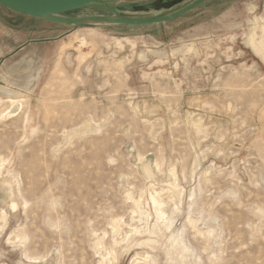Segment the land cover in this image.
<instances>
[{
	"label": "rangeland",
	"instance_id": "1",
	"mask_svg": "<svg viewBox=\"0 0 264 264\" xmlns=\"http://www.w3.org/2000/svg\"><path fill=\"white\" fill-rule=\"evenodd\" d=\"M256 16L264 0H207L79 27L0 5V264H264Z\"/></svg>",
	"mask_w": 264,
	"mask_h": 264
},
{
	"label": "water",
	"instance_id": "2",
	"mask_svg": "<svg viewBox=\"0 0 264 264\" xmlns=\"http://www.w3.org/2000/svg\"><path fill=\"white\" fill-rule=\"evenodd\" d=\"M108 1L110 0H0V5L24 16L79 27L86 25L98 26L101 24L146 26L173 21L188 14L207 0H193L182 7L169 10L162 14L137 17L127 16V13H121L120 11L147 12L154 9V4L148 5L144 8H136L134 6L117 8L116 6L103 4ZM85 9L105 12L112 14V16L92 15L77 18L65 16L69 13ZM118 9H120V11Z\"/></svg>",
	"mask_w": 264,
	"mask_h": 264
},
{
	"label": "bare ground",
	"instance_id": "3",
	"mask_svg": "<svg viewBox=\"0 0 264 264\" xmlns=\"http://www.w3.org/2000/svg\"><path fill=\"white\" fill-rule=\"evenodd\" d=\"M262 19L261 18H259V17H256V19L254 20V22H253V24H254V26L251 28V30H250V35L248 36V44L250 45V47L252 46L256 51H259V53H263L264 52V24H262V25H260V27L259 28H261V30H262V40L261 41H259V42H257V36H258V34H257V32H256V30L258 29V27L256 26L260 21H261ZM249 22V21H248ZM249 33V32H248ZM83 40V39H82ZM84 41V40H83ZM258 45L260 46V48H258ZM186 51H191L189 48H186ZM87 57H83V59H86ZM82 59V60H83ZM84 61V60H83ZM59 67V66H58ZM7 92V91H6ZM16 101V100H15ZM14 101V102H15ZM18 101V100H17ZM19 103V102H18ZM14 105H15V103H14ZM88 128H90V124L89 123H87V124H85L84 125V131H86ZM83 131V132H84ZM74 137V136H73ZM137 156V155H136ZM143 157V156H142ZM148 162V161H147ZM146 162V163H147ZM139 163V162H138ZM137 164V163H136ZM138 165V164H137ZM141 167V166H140ZM144 167V166H143ZM147 167V166H146ZM153 167V166H152ZM151 167V168H152ZM145 169V168H144ZM159 168H157V170H158ZM161 169V168H160ZM160 169H159V171H160ZM147 170V169H146ZM148 170H149V167H148ZM172 171V170H171ZM170 171V172H171ZM151 173V170L150 171H148V174H150ZM152 174V173H151ZM148 177V176H147ZM6 180V179H5ZM3 185H5L7 188H9V189H11V186H10V184L9 183H6L5 181H0V187L1 186H3ZM170 185V184H169ZM170 187V186H169ZM157 195H159V194H156V196ZM157 198V197H156ZM158 199H159V197H158ZM157 199V200H158ZM154 202L155 203H157L158 201H156V199L154 198ZM163 202V201H162ZM139 206V205H138ZM13 207H15V205H13ZM12 207V208H13ZM164 207V206H163ZM138 207H136V209H137ZM164 208H166V207H164ZM135 209V208H134ZM138 210V209H137ZM155 210H156V208H155ZM164 210V209H163ZM167 210V209H166ZM165 211V210H164ZM138 211H136V213H137ZM159 212H160V214L161 215H164V213L163 212H161V210H159ZM169 212V211H168ZM139 213V212H138ZM170 213V212H169ZM144 214V213H143ZM159 214V215H160ZM139 215V214H138ZM148 215V214H147ZM146 215V216H147ZM156 215V214H155ZM137 216V215H136ZM139 217H143L144 218V216H139ZM163 217V216H162ZM136 218V217H135ZM146 218V217H145ZM147 218H148V216H147ZM134 219V218H133ZM137 219V218H136ZM160 219H162L161 217H160ZM4 220V219H3ZM136 221V220H135ZM146 221V220H145ZM131 222H133V221H131ZM138 222V221H137ZM140 222V221H139ZM193 222V221H192ZM144 223V222H143ZM167 223V222H166ZM140 224V223H139ZM171 226H172V221H168V223L166 224V228L167 229H170L171 228ZM113 229V228H112ZM130 230V229H129ZM142 230V229H141ZM135 231V230H134ZM140 231V230H139ZM111 232V231H110ZM133 232V231H132ZM132 232H131V234H132ZM155 232V231H154ZM154 232L152 233V234H154ZM171 232V231H170ZM136 233H137V231H136ZM134 234V233H133ZM157 234V233H156ZM182 234V233H181ZM136 235V234H135ZM130 236V235H129ZM127 237V236H126ZM127 239V238H126ZM171 239H172V242H174V243H176V242H179V240H180V236L178 235V236H175L174 234L172 235V237H171ZM112 242H115V240L114 241H112ZM171 243V242H170ZM173 243V244H174ZM184 244V243H183ZM111 245V244H110ZM116 245V244H115ZM121 244H119V246H120ZM140 245V244H139ZM116 247V246H115ZM174 247V246H173ZM172 247V248H173ZM111 248V247H110ZM171 248V247H170ZM113 249V248H112ZM116 249H118V248H116ZM111 250V249H110ZM112 251V250H111ZM110 251V252H111ZM118 251V250H117ZM188 249L187 248H184L183 249V254H188ZM105 256V255H104ZM137 256H139V255H137ZM140 257V256H139ZM150 257V256H149ZM106 258V257H105ZM104 258V259H105ZM145 258H146V256H145ZM154 258V257H153ZM180 258H182V260H186L187 258H185V257H180ZM180 258H179V260H180ZM102 259V258H101ZM107 259V258H106ZM111 260H115L116 261V259L114 258V259H110V261ZM152 260V259H151ZM150 260V261H151ZM102 261V260H101ZM106 261V260H105ZM108 261V260H107ZM145 261H146V259H145ZM112 262V261H111ZM108 263V262H107ZM118 263V262H117ZM157 263H158V261H157ZM103 264V263H102ZM182 264H183V262H182Z\"/></svg>",
	"mask_w": 264,
	"mask_h": 264
},
{
	"label": "flooded vegetation",
	"instance_id": "4",
	"mask_svg": "<svg viewBox=\"0 0 264 264\" xmlns=\"http://www.w3.org/2000/svg\"><path fill=\"white\" fill-rule=\"evenodd\" d=\"M174 4L175 3H174L173 0H162L161 2L157 3L156 6H154V9H159L161 7V8H165L167 10L168 9L170 10V8L173 7ZM124 6H134L136 8L141 7V6H135V5H121V6H116V7L117 8H120V7H124ZM118 10L120 11V9H118ZM164 11H166V10H163L162 12H164ZM120 12L121 13H129V14H133V15H139V16L145 15V14H143V12H128V11H124V12L120 11ZM99 15L112 16V14H108V13H106V14L105 13L104 14H99Z\"/></svg>",
	"mask_w": 264,
	"mask_h": 264
},
{
	"label": "crops",
	"instance_id": "5",
	"mask_svg": "<svg viewBox=\"0 0 264 264\" xmlns=\"http://www.w3.org/2000/svg\"><path fill=\"white\" fill-rule=\"evenodd\" d=\"M256 17H257V16H256ZM256 17H255L253 20H251V21H252V25H254L253 22H254V20L256 19ZM259 18H261L262 20L264 19V17H259ZM249 35H250V33H249ZM125 40L130 41V39H128V38H125ZM117 42H118V43L121 42L120 38H117ZM247 42H248V37H247V40H246V45H247L248 47H250V45H249ZM250 48H251V49L253 50V52L257 55V57H259V58L264 62V59H263V57H264V52H263V53H262V52L259 53V51L254 50L252 46H251ZM143 54H144V56H145V53H143Z\"/></svg>",
	"mask_w": 264,
	"mask_h": 264
}]
</instances>
